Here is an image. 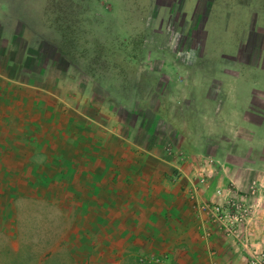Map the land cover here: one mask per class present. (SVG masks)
<instances>
[{"label":"crops","instance_id":"obj_1","mask_svg":"<svg viewBox=\"0 0 264 264\" xmlns=\"http://www.w3.org/2000/svg\"><path fill=\"white\" fill-rule=\"evenodd\" d=\"M150 2L147 15L157 10L177 35L173 63L185 70V76H165L167 93L160 92L162 76H151L153 87L133 94V107L143 96L141 110L149 111L152 123L134 127L119 115L114 128L107 125L110 118L101 126L93 98L86 112L73 102L69 113L63 99L43 88L42 82L53 86L49 76L0 72V121L7 122L0 146L12 157L0 172V206L9 218L26 206L32 217L45 202L59 206L73 235L95 242L108 256L252 264L264 252V76L257 73L264 74V23L253 19L264 16V0ZM241 8L243 35L216 43L226 31L224 21L236 19ZM180 34L188 35L182 40ZM210 60L216 65L202 74V62ZM25 79L40 87L29 88ZM27 145L32 153L19 154L18 146ZM226 194L249 208L236 239L196 208Z\"/></svg>","mask_w":264,"mask_h":264},{"label":"rangeland","instance_id":"obj_2","mask_svg":"<svg viewBox=\"0 0 264 264\" xmlns=\"http://www.w3.org/2000/svg\"><path fill=\"white\" fill-rule=\"evenodd\" d=\"M150 1L0 0V72L18 78L49 76L54 80L53 86L48 89L42 82L43 88L63 99L61 102L69 113L73 112L74 108L70 107L73 102H78L77 107L86 112L88 98H93L101 126L110 118L107 125L114 128L119 115L124 123L128 120L134 127L142 120L152 123L149 111L141 110L145 104L143 96L137 107H133V94L152 88L151 76H162L160 92L167 93L165 76H185V70L175 68L173 63L176 49L172 43L177 35L170 32L168 18L158 16L157 10L156 16L147 15L152 11ZM236 13V19L224 21L226 31L223 30L222 38L218 37L216 43L230 42L235 36L243 35L246 12L241 8ZM253 19L255 24L264 23L261 13ZM187 35L180 34V39L185 40ZM231 35L233 39L228 37ZM7 61L9 65H19L18 69H11ZM208 63L202 62V74H206L210 65H216L215 60ZM22 82L29 88L40 87L35 80ZM41 97L45 96L41 94ZM149 98L151 102L153 97ZM124 105L132 111H126ZM111 108L117 114L107 112ZM64 115L67 117L65 112ZM2 126H7L4 119L0 121V131ZM2 147L0 153L5 160L0 163V172L12 158ZM18 148L23 156L32 153L29 145ZM42 207L34 217L30 214L32 208L26 206L19 210V217L9 218L6 208L0 206V213L4 212L0 216V264H129V261L149 264L139 258L106 255L101 247L95 249V242L73 235V225L63 217L65 211L63 215L59 206L45 202Z\"/></svg>","mask_w":264,"mask_h":264},{"label":"built area","instance_id":"obj_3","mask_svg":"<svg viewBox=\"0 0 264 264\" xmlns=\"http://www.w3.org/2000/svg\"><path fill=\"white\" fill-rule=\"evenodd\" d=\"M194 193L195 191L190 195V199L193 201L196 200ZM221 198L220 202L214 204L198 202L196 208L216 222L227 237L236 239L238 238L239 227L249 215V208L245 202L238 198H231L229 194ZM150 263L162 264L161 260L156 258ZM252 264H264V252L257 254L252 260Z\"/></svg>","mask_w":264,"mask_h":264},{"label":"trees","instance_id":"obj_4","mask_svg":"<svg viewBox=\"0 0 264 264\" xmlns=\"http://www.w3.org/2000/svg\"><path fill=\"white\" fill-rule=\"evenodd\" d=\"M129 264H140V263H138V262H136V261H129ZM150 264V263H149Z\"/></svg>","mask_w":264,"mask_h":264}]
</instances>
